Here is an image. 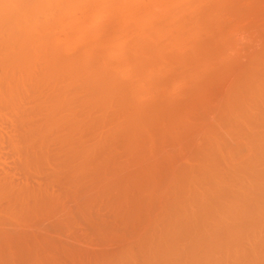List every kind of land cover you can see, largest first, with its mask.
Wrapping results in <instances>:
<instances>
[{
	"label": "bare ground",
	"instance_id": "bare-ground-1",
	"mask_svg": "<svg viewBox=\"0 0 264 264\" xmlns=\"http://www.w3.org/2000/svg\"><path fill=\"white\" fill-rule=\"evenodd\" d=\"M86 1L87 0H82V1L81 0H0V104L1 103H6L7 105L9 104V106H7V108H6V110H8V111L4 112V110H3V112H1L2 110L0 109L1 110L0 114H2V115H0V119L5 120V118H6L5 122H4V120H2V121L0 120V123L1 122L5 123V124L4 123L0 124V169H2L0 171H3V172H0L1 174L3 173V175H0V195L3 193L5 195V191H7V190H8L6 192L7 196L9 193H12V195L11 196L9 195V197H8L10 199V200H8V202H10L12 200H14L15 202L12 201V202L8 203L6 205V207L4 208L3 213L4 214L6 213L7 215L12 216L13 219H18V217L21 214H23V212L25 210L24 205L26 204L25 199L27 197L29 198L30 194L36 193L38 195V196L36 195L37 197H35V195L34 196L32 195L34 198H36V202H37V199L42 200L41 197L43 198V200H45L44 198H46V195L49 196L50 194H53L52 193L53 190L50 193V190L52 187L49 188L50 186L48 185V183L46 186H49L48 188L50 190L45 189L43 187L44 184L41 185L42 187H40V184H38V186H37L38 189H37L36 184H35V186L34 185L31 186V184H29V181H31V180L29 179V177H27L30 174L29 172H28L29 174H27V171H29V169L31 168L32 165H33L32 167L35 170L34 172L38 173L41 169L40 166H43V165H41L42 162L44 160H46L47 158L51 159V158H49L50 153H48L49 146H51L50 144H53V146H55L56 148H59L63 152V159H62L61 163L64 166L62 165L61 170L63 168H66L67 173L65 176L68 177V181H72V182L78 181V180L80 181L81 178H83L84 175H86V173H87L86 171L88 169L91 170L92 168H96L98 170L99 167L102 166V165H100L102 163L101 158H99L100 156L97 155L98 158H97V156H93V152H94V150H96L95 147L97 145H99L98 143H99V140L101 137H99L94 143L93 142L91 144L86 143L82 138L84 136V133L81 132L82 131L81 129H86L85 131L83 130L84 132H86L87 130L94 129L95 126H96L95 129L96 128L99 129L100 128V126H98L99 124L101 125V123L103 124L104 121L110 120V122L112 124L111 126L112 127L114 126L113 129H116L117 131L121 130L122 131L121 133H124V135H125L124 141H122V142H125V139H127V145L129 144V145L135 146L137 144L138 139L143 135V134H141L142 128L144 129V127L147 126L149 122L152 123V120L153 119L155 120V116H156V114L154 115V111L156 112L155 108H154L155 110H153V108L148 109L149 111L146 115L142 114L143 110L141 111L142 113H140L139 108H142L140 106H143L144 104L141 103L143 105L138 106V102L139 101L145 102V98L142 100L141 98H139L140 97L139 95L142 92V90L143 91L144 90L145 91L146 90L152 91V89H157V87L159 86L158 83H156L154 80L158 79L157 76L159 74L165 72L168 69L167 68V62H169V60H168V57L165 56V54H164L165 50L169 47H172V46L182 45V44H180L182 42V40L184 38L186 39L188 37L186 35V33L181 32V30L184 31L182 29L184 26L188 25L189 27H187V28L189 29L190 32H196L197 33L198 29H201V30L206 29L207 30V28H209L211 26L213 27V25H214L213 24V25L203 29L204 26L209 25V24L206 25V23H203V21L206 20L207 22L211 23L214 20H216L215 18H217V20H219V17H218L219 15L217 14V12L219 13V10H218L219 7L217 9V5H219V4L216 3V0H194V1H192V0H173V2L176 3L174 5L175 6L178 5L177 6L178 9H177L176 13L168 14L167 16L164 17V19L162 18L161 22L159 24H156V26L149 27V28H147V30L146 29L141 30L142 35H144V36L148 35L149 37H152L153 39L157 40V43L155 45L147 44L148 40H147V42L145 41L147 39L146 38L147 36L145 37L146 39L144 40L146 43L143 41H140L139 40L140 38L137 35V33H138L137 32L136 35L139 38L138 42L135 41V43H137L135 50H137V51L132 55L131 54L127 55L124 59H121V60L117 59L118 61H115V59H114V61H113V60H111L112 57L110 58V56H111V54L116 53L119 50V39L121 40V38H119V37L122 35V34L119 35L120 33H118L117 36L115 35L116 38L114 37L116 40L115 41L116 45L112 48H110L111 46H109V48L104 46L105 49H104V47L101 48L102 50H100V52H97L95 56L92 53V55L94 56V57H92V59L91 58L88 59V57H87V59H86V57L83 59L82 57L79 56V54H77L78 53L77 51H76L77 52L76 54L78 55L79 58L75 57L76 55L69 57L68 55H65L66 53L63 55V54H61L62 52H60L56 48L57 46L56 47H55V45L53 46L54 42L56 43V45H58L56 42L57 37L55 35H58L59 32L57 31L58 33L56 32V34H55V31H56L57 27H60V26H58L61 23L60 21L62 19V18H60V16H61V14L65 13L66 11H69V8L72 9L73 11H74L73 8H76L75 10H77V7H79V6H75V5H77L78 3H80V7L83 8L84 6H86L85 5L87 3ZM99 1H100V4L96 5L97 7H101L104 9L106 7H110V9L115 11V13L123 14V17L125 16L128 18H133V21L135 20V18L137 19L139 17V16L135 17L134 15L136 13L134 14V11H136V10L135 9H134V11L132 10L134 4L138 3L137 2L138 0H99ZM99 1H97V4ZM147 1H148V3L151 1L152 2L155 1L153 3H158V0H147ZM89 3H87V4H89ZM223 3H225V2H223ZM233 3H234V1H233ZM94 4H96V3H94ZM143 4H145V3H143ZM72 5L75 7H73ZM89 5H91V4H89ZM174 5H172V6L174 7ZM68 6H72V7H68ZM152 6H153V4H152ZM156 6H159V5H156ZM67 7H68V10H65V12H64V9H67ZM86 7H89V6H86ZM107 10H106V12H109ZM191 10L194 13V14L192 13L193 14V15H191L192 17L191 16H190V18H187L188 16L185 17V13H187L188 11L191 12ZM92 11H94L93 7H92ZM142 11H143V9H142ZM142 11H139V12H142ZM151 11L153 12V8L151 9ZM76 13H78V12H76ZM104 13H105V11H104ZM155 13L156 12H154V14ZM161 13H163V12L161 11ZM94 14L95 13L93 12V15ZM154 14H152V15H154ZM158 14H160V13H158ZM216 14L218 16H216ZM221 14H222V11H221ZM86 15H88V14L86 13ZM144 15H146V14H144ZM250 15H252V14H250ZM73 16H71V17L74 18ZM95 16H97V15H95ZM95 16H93L92 19ZM101 16H102V14H101ZM223 16H225V15H223ZM71 17H69V18H71ZM155 17H157V15H155ZM222 17L220 16V18H222ZM97 18H99V17H97ZM120 18L118 20H120ZM147 18H149V17H147ZM104 19H105V17H104ZM95 20H97V19L95 18ZM123 20H125V19H123ZM72 21H73V19H72ZM76 21H78V20H76ZM98 21H97V23H98ZM109 21L110 20L108 19V22ZM63 22H65V24H67V23H70L71 21L67 22V19H66V21L64 20ZM141 22H138L139 25ZM73 23H75V22H73ZM86 23L87 22L84 21L83 19L79 23V24H81L80 28L78 27L79 37L80 36L82 37V35L85 34V32L87 31V26L90 25V23L87 25H86ZM97 23H96V25H97ZM127 23H128V21H127ZM134 23H135V21H134ZM70 25H73V24H71V23L67 24L68 27H70ZM91 26H93V24ZM94 26H95V24H94ZM94 28L98 29L99 26L94 27ZM117 29L121 30V29H119V27ZM133 29L137 31L136 27ZM58 30H59V28H58ZM69 30H71V29H68V31ZM124 30H126V28ZM210 30H212V28ZM129 31H130V29H129ZM138 31H139V29H138ZM217 31L218 30H216V32ZM75 32L77 33V31H75ZM190 32H187V33H190ZM112 33H114V32H112ZM139 34H140V31H139ZM194 35L190 34V36H193V37H194ZM207 35H209V34H207ZM68 36L69 35H67V37ZM196 36H197V34H196ZM221 36L223 37V35H221ZM198 37H199V35H198ZM167 38H169V39H167ZM170 38L171 39L173 38V39L170 40ZM190 38H192V37H190ZM100 39L98 38V40H100ZM193 39L195 41L196 37ZM62 40H64V38H62ZM108 40H109V36H106V38L104 37L103 41L105 42L104 43L105 45H106V41L109 42ZM141 40H143V39H141ZM155 40H153V41H155ZM189 40H191V39H189ZM224 40H225V38H224ZM67 41H68V39H67ZM123 41H125V40H123ZM212 41H213V39H212ZM213 42H215V41H213ZM65 43H66V41H65ZM65 43H64V45H68ZM100 43H102V42H100ZM64 45H63V47H64ZM106 46H108V45H106ZM207 46H206V48H207ZM127 47H129V46H127ZM210 47H211V45H209V48ZM63 49H65V47ZM86 49H88V48H86ZM94 49L95 48H93L92 50L95 52ZM200 49H199V51H200ZM207 50H209V49L207 48ZM119 51H118V53H119ZM192 51H194V50H192ZM199 51H198V54H199ZM64 52H65V50H64ZM86 52L88 53V51H86ZM208 52H210V51H208ZM208 52H206V53H208ZM213 52H215V51H213ZM180 53H182V52H180ZM72 54H73V52H72ZM168 54H170V53H168ZM187 54H189V53H187ZM189 55L187 57H189ZM200 55H202V54L200 53ZM206 55L208 57V54H206ZM206 55L204 54V57ZM217 55L218 54H216V56ZM212 56H213V54H212ZM261 56H263V55H261ZM181 57H182V55H181ZM198 57H200V56H198ZM198 57H197V59H198ZM194 58L195 57H193V59ZM219 58H220V56H219ZM263 58H261V60L259 61V62H262L261 65L258 62L259 63L258 65L260 66V67L257 66L258 72L251 73L250 72L251 70L249 71L250 74L248 72H245V73H243L244 75L246 73H248L249 75H247V76L245 75L244 79L240 74V76L242 77V80L238 79L241 81L240 84L238 82H236L240 86L239 91H238V95L233 97L232 99L230 98L229 102H227L228 107H227L226 111L224 109L226 116L228 118L230 117V119H231L229 121V119H227V117H224L227 119L226 123H227V121L230 122V123H228L229 126H227V127L229 128V130H231V132L236 133L237 137H239L240 134H241L240 136H242V133H243L242 128L246 124L245 122H247V121L246 120L244 121V125L240 124L242 128L238 124L241 123L245 117L247 119V116L249 114L248 111L250 110L249 105L254 103V101H253L254 98L258 99L260 101V99L262 98V95L264 94V91H263V88H264V62L262 61ZM183 59L181 61H183ZM194 61H195V59H194ZM206 61H208L207 63H209V59L208 60L206 59ZM191 62H192V60H191ZM256 62L257 61H255V63ZM185 63H187V60ZM185 63H184V65H185ZM193 63H191V64H193ZM202 63L203 62H200V64H202ZM207 63H204L203 64L204 66L201 65L203 67L202 70H204L206 68ZM197 64L198 63L193 64V65L195 66ZM172 66H173V64H172ZM188 66H190V65H188ZM198 67L199 66L197 65V69H195V70L201 69V68L198 69ZM129 68H132L130 73H129L130 78L127 77L128 72H129L128 71ZM189 72H190V74H188ZM193 73H194L195 77H196V75H200V74H195V72H193V70H192V74ZM201 73H203V71ZM179 74H180L181 78L183 76L184 79H186V77L192 76L191 70L188 71V69L182 70ZM177 75H175V76L173 75V76L176 77ZM185 75H186V77H185ZM180 76L177 77L179 80H180ZM125 77H126V80H125ZM155 77H156V79H154ZM198 77H200V76H198ZM201 78H203V77L201 76ZM127 79H129V80H127ZM234 79H236V78H234ZM31 81L35 82V91H38L37 93H39L38 94L39 97L36 99V102H38L37 106L40 108V111L38 112L40 120H39V122L34 123V124L30 125L29 127L26 124L28 127L27 128L28 132H27V130H25L26 127H25L24 122H23V124L19 123V126L17 127V125L14 122L15 121L14 119L25 118V114H26V112H24L25 111L24 107L26 106V105H24L26 103L25 98L27 96L31 95V94L30 95L28 94L29 90H27V84ZM159 82H161V81H159ZM175 82H177V81H175ZM188 83H190V82H188ZM29 84H31V83H29ZM162 85L167 86L164 83H161L160 87ZM169 86H171V85H169ZM49 89L51 90V92L50 91H49V93L46 92V94L43 93V91H45V90L48 91ZM189 89H190V87H189ZM151 91H150V94H151ZM234 92H235V90H234ZM234 92H233V94H234ZM33 93H35V92H32V94ZM152 93H153V91H152ZM142 94L145 95L143 92H142ZM146 94H147V92H146ZM235 94H236V92H235ZM203 96H205V95H203ZM31 97L32 96H30V98L29 97H27V98H29L31 100ZM249 98L252 99L251 100V101H253L252 103H249ZM29 99H28V101H29ZM262 100L264 101V99H262ZM154 101H156V100H154ZM259 101H258V103L261 102V101L260 102ZM225 102H224V104H225ZM148 103H149V101H148ZM263 104H264V102H263ZM80 105H82L84 107L87 106L86 107L87 110H86V108L85 109L79 108L82 111L81 110H79V112L74 111V110H76L75 108H78V106H80ZM258 105L261 106L262 104L260 103ZM146 106H147V103H146ZM222 106L224 107V105H222ZM226 106L227 105H225L224 108H226ZM159 107H161V106H159ZM253 107H255V110H257V106H253ZM9 108H10V110H9ZM83 110H85V111H83ZM107 110L112 111V114L109 113V114H111L112 117L110 119L106 120L105 112H107ZM157 110H158V108H157ZM165 110L167 111L168 108H166ZM172 110H174V109H172ZM255 110L250 111V114H251V112L254 113V112L258 111V110L257 111H255ZM94 111H95V113H96V111L100 112L99 114L96 113L98 115V117H97L98 119H96V120L94 117L95 116ZM222 111H223V109H222ZM222 111L220 110V116H222V115L225 116L224 114H222V113H224ZM8 112H10V113H8ZM146 112H144V113H146ZM211 112H212V110H211ZM260 112H261V110H260ZM260 112L258 111L257 114H259ZM158 113H159V111H158ZM175 113H176V111H175ZM263 113L259 115V119L262 118L261 120H263V121H261L262 122L261 124L264 126V116H262ZM14 114L18 118H14L15 117ZM214 114H217V113H214ZM254 114H256V113H254ZM28 115H30V114H28ZM171 116L173 117L176 115H171ZM260 116H262V117L260 118ZM3 117H5V118H3ZM93 117H94V119H93ZM172 117H170V118H172ZM178 117H176V118H178ZM183 117L180 116L179 119L181 120ZM217 117L219 118V116H217ZM157 118H158V116H157ZM248 118H249V116H248ZM254 118H256L255 120H257V117H254ZM252 119H253V117L251 116V120ZM7 120L8 121L10 120L9 122H12V123L11 124L7 123L6 122ZM165 120H166V118H165ZM219 120H221V119L219 118ZM240 120H242V121H240ZM248 121H249L248 122L249 124L252 122V121H250V119ZM254 122L257 123L255 126H257V129H258V126H260L259 125L260 121L257 120V122L256 121H254ZM212 123L210 124L211 126H212ZM226 123H225V125H226ZM12 124L15 126H12ZM28 124H31V123H28ZM213 124H215V123H213ZM220 124H223L222 120H221ZM149 125H151V124H149ZM251 125H253V124H250V127H248V125H245L248 129V132H244L246 134H243L244 137L246 138V140L243 137H241L242 139H244L246 141L247 146L249 148V155H247L248 156L247 161H245L246 158H245V160L243 159L245 157V154H244L242 157L243 160L241 159L242 162H241V164H239L240 161L238 160V157L241 156L243 148H244V144H243L244 142L241 141V139H240V142H243L241 144L243 146V148H242L240 154L237 153L238 154L237 160L239 161V163L237 165L233 164L234 162L233 163L231 162V161H233V160H231V157H233V156L228 158L229 153H227L228 156L227 155L225 156L229 160H231L229 162V164H231L230 165L231 168L228 169L229 166L228 167L226 166L228 171L226 169H223V170L220 169L222 166L220 167L219 165L216 164V161H219L220 159L219 160L215 159L216 161H214V158H211L212 156L217 155L218 152H217V154H214V155L212 154L211 157H209L210 155H207L208 153L205 152V154L208 157L207 158L205 157L206 158L205 162L202 161V163L204 162L203 163L204 165H202L203 169L201 167V169L203 171L200 170L202 172L197 171V170H193V168H192L191 171L189 170L186 173H184L185 172V170H184L183 174H181V175L179 174L180 177H178V179L176 176L177 174L175 175L176 180H175V182H173L175 184H172V185H174V186H172L173 188H169L172 190V191L170 190L172 192V193H170V194H172L170 196L171 200H169V202H170V203H168L169 206L167 205L168 206L167 211L164 209L166 212H165V214H163V216H162L163 218L161 219L162 220V222H161L162 226H160V227H162V228H161V233L159 232L160 236L158 238L152 239L151 237L154 235V233H153L152 236L150 235L151 237L148 236L151 239L147 238L148 240L146 239V241H144V242H142L140 240L141 241L140 247H138V249L140 248L139 252H138L139 255L136 253V256L138 255V257H137V259H136V257L134 258V259H136L135 264H259L260 263V260H261L260 258H262V257L264 258V256H262L264 254V252H263V254H261L263 250L260 251L261 253H259V250H256V249H255V251H249L246 249V248L251 247V245L257 246V240H258V234H259L258 231H259V228L262 226V224L264 225V134H263L264 129H261L259 127V129L257 130L255 126L251 127ZM214 126H216V125H214ZM101 127H103V126H101ZM109 128H110V126H109ZM21 129H23V131H21ZM218 129H220V128H218ZM223 129H224V126H223ZM206 130H205V132H206ZM226 130H227V128H226ZM260 130H262V131H260ZM99 131L100 130H98V132H95V130H94V133L98 134ZM211 131H212V129H211ZM223 131H225V130H223ZM20 132H21V134H20ZM219 132H222V131L220 130ZM226 132H228V130ZM118 133H120V132H118ZM99 134L101 136V134H103V133L101 132ZM120 134H118V135H120ZM228 134L230 136L231 133H228ZM237 134H239V135H237ZM86 135H89V134H86ZM110 135H111V133H110ZM20 136H22V137H20ZM107 136L110 139V136L109 135H107ZM114 136L119 137L116 135H114ZM223 136H225V135H223V133H222V135L219 136V139L223 138ZM29 137H33V138L36 137L37 142L35 141V143H33L34 146H33V144L30 146H25V138L27 140ZM105 137H106V135H105ZM212 137H214V138H212ZM212 137H210V138H212L211 140L216 139L214 135H212ZM224 138H223V140H224ZM232 138H234V137H232ZM145 139H147V138H145ZM227 139H229V138L226 137L225 140H227ZM221 140H220V142H222ZM225 140L223 142H225V143L229 142V141H225ZM112 141H113V137L111 139V142ZM117 141L119 142V140H117ZM117 141H115V142H117ZM140 141H142V140H140ZM143 142L145 144V142H147V141L144 140ZM143 142H140V143L142 144ZM236 142L238 143V141H236ZM112 143H114V142H112ZM215 143H216V141H215ZM213 144H214V142H213ZM235 144L236 143H234V145H232V146H236ZM118 145H116V147ZM238 145L241 147L240 143ZM102 146H103V144H102ZM224 146H225L224 147L225 149L226 148L228 149L229 145L226 144ZM239 146H237V147L239 148ZM122 147H123V145H122ZM131 147L129 146V148H131ZM135 147H132L133 149L132 148L131 149L133 151L135 149L134 152L136 153L137 152L136 149H139V148H135ZM146 147L147 146H145L144 148H146ZM213 147H215V144ZM222 147H223V145L219 147V149H220L219 153L221 152V149H223ZM127 148H128V146H127ZM207 148H208V146H207ZM5 149H10V151H12V152H9V150H8V152H9L8 153L7 151H4ZM59 149H58V151H59ZM131 149H129V150H131ZM204 149H202L201 151H203ZM210 149H212V148H210ZM230 150H231V148H230ZM109 151H112V150H110V148H109ZM212 151H214V150H212ZM216 151H218V149ZM233 151H234V149H233ZM141 152H142V150H141ZM223 152H228V150L223 151ZM46 153L49 157L47 155H45ZM245 153L248 154V151H246ZM9 154H12V155H9ZM231 154H233V153H231ZM94 155H96V154H94ZM42 156H45V158ZM104 156H106V155H104ZM141 156H142V153H141ZM95 157L97 159H100V161H99V162H101V163H99L100 166L96 164L97 159H95ZM127 157H129V156H126V158ZM217 157H219V156H217ZM9 159L12 161H10ZM41 159H42V161H39ZM57 159H58V157L56 158V160ZM110 159L107 161H110ZM202 159H203V157H202ZM105 160L103 159L102 161L106 164ZM224 160L222 162H224ZM49 161L50 160H47V162L50 164L49 165L50 167H48V168L51 169L52 164ZM47 162H46V164H47ZM110 162H112V161H110ZM220 162H221V160H220ZM237 162H235V163H237ZM56 163H57V161H56ZM127 163L125 161V164H127ZM43 164H45V163H43ZM53 164H55V163H53ZM223 164L229 165L227 162L226 163L224 162ZM57 165L60 166L59 164H57ZM192 165H193V163H192ZM199 165L201 166V164H199ZM216 165L219 167L220 170L225 171V172L227 171V173L225 174V172H223L224 176L222 175V173L220 175L219 173L222 171L219 172L218 169H216L217 168ZM105 166H107V165H105ZM45 167H47V166H45ZM54 167H53V169H54ZM224 167H225V165H224ZM33 168H31V169H33ZM43 168H44V166H43ZM128 168L129 167H127L126 169H128ZM138 168H139V166H138ZM10 169H11V171H12V169L14 171L17 169L18 171H16V172L18 174L22 173L20 176H17L18 178L20 177L18 179L19 181L17 180V182L16 181L13 182L14 180L13 181L11 180V178H12L11 176H13V175H11ZM58 169H60V168L58 167ZM93 171H94V169H93ZM13 172H12V174H13ZM55 172H57V171H55ZM128 172H130V170ZM97 173H99V172H97ZM38 174H40V173H38ZM9 175H11L10 179H9ZM25 175H27V176H25ZM46 175H48V174H46ZM112 178H114V176ZM117 178H120V175ZM117 178H115V179H117ZM40 179H39V181H40ZM42 179H41V182H42ZM47 179H50V176ZM105 179H106V177H105ZM105 179L102 178L101 180L104 181ZM120 179H122V178H120ZM169 180H171V179H169ZM87 181H88V179H87ZM87 181L85 183H87ZM153 181H155V180L153 179ZM108 182H111V181H108ZM33 183L34 182H32V184ZM90 183L92 184V181ZM90 183H89V186H91ZM96 183H98V182H96ZM103 183L104 182L98 183V185L102 184V187L106 188V186H103L104 185ZM28 184H29V186H28ZM68 184H69V182H68ZM105 184H106V182H105ZM113 184L115 186V185H118L119 183H113ZM151 184H153V183H151ZM221 184L223 186H221ZM26 185H27V189L25 188ZM95 185L98 186L97 184H94V186H91L92 188L90 187L94 191H96V188H93V187H95ZM23 186H25L24 190H23ZM33 186L36 187V189L33 188ZM51 186H53V185H51ZM71 186H70V188H71ZM30 187H32L33 191L31 189H29ZM107 187L110 190V188L113 186L108 185ZM18 188L19 189L22 188V189L19 191ZM78 188H80V187H78ZM120 188H122V187H120ZM13 189H15V191ZM82 189L85 190V186ZM82 189H80V190H82ZM9 190H11V191H9ZM29 190H31L33 193H31ZM100 190H103V189H100ZM100 190H99V192H100ZM104 190H106V189H104ZM17 191H19V192H17ZM21 191H22V193H21ZM25 191H27V192H25ZM47 191H49L50 194H48ZM106 191H108V190H106ZM15 192H16V194H15ZM24 193H25V196H24ZM58 193L59 192L56 193L57 196H58ZM97 193H98V189H97ZM163 193H164V191H163ZM26 194L28 196H26ZM39 194H40V197H39ZM109 194H111V192ZM13 195H14V197L10 198ZM98 195H100V194H98ZM94 196H93V198H94ZM17 197L19 200L16 199ZM57 198H56V201H59V199H57ZM98 198L100 199V197H98ZM112 198H113V196H112ZM20 199L21 200L24 199V200L20 202ZM51 199H52V197H51ZM53 199L55 200V196ZM53 199H52V201H53ZM40 200H38V204L35 203L34 206L36 204L38 206H41L43 203H46V202L40 201ZM47 200H45V201H47ZM94 200L96 201V198ZM26 201L29 202V200H26ZM113 201H114V199H113ZM137 201H139V200H137ZM22 202L24 205L22 204ZM41 202H42V204H41ZM49 202H51V200ZM2 203H1V205H2ZM15 203L18 206V208L15 205ZM19 203L21 205H19ZM55 203H58V202H55ZM114 203H116V201ZM51 204H53V203L51 202ZM1 205H0V207H1ZM53 205H57V204H53ZM78 205L79 204H77V206ZM19 206H22V207H19ZM42 206H41V209H42ZM44 206H45V204H44ZM147 206H148V204H147ZM133 210L135 212V209H133ZM25 211H27V210H25ZM90 212H91V210H90ZM50 213H51V211H50ZM4 214H0V215L2 216ZM46 214H48V212ZM21 217H23V216L21 215ZM7 218H9V217H7ZM91 218H93V217L91 216ZM258 218L259 219L261 218V219L259 220ZM10 219H11V217H10ZM28 220H29V218H28ZM0 221H1V219H0ZM4 221L6 222V220H4ZM14 221H16V220H14ZM19 221L20 220L18 219V222ZM136 221H138V220H136ZM259 221H261V222H259ZM7 222L9 223V221H7ZM2 223L3 222L1 221L0 225L2 227H3V225H7V224H4V223L2 224ZM11 223H13V222H11ZM159 223H157V224H159ZM24 224H26V222H24ZM42 224H44V223H42ZM27 225H29V224H27ZM31 225H30V227H31ZM9 227H12V226H9ZM14 227L16 229H18L15 225H14ZM24 227H26V226H24ZM262 227L264 228V226H262ZM4 228H6V227H4ZM141 229H143V228H141ZM149 229H150V227H149ZM5 230L7 231V229H4V231ZM19 230H21V228ZM15 233H17V232H15ZM5 234H6V232H5ZM263 234H264V232H262V235ZM260 235H261V233H260ZM21 236H20V238H22V242H23L24 236H22V237ZM7 237H5L6 241L11 238V236H10V238H7ZM263 238H264V235L262 237V240H263ZM16 239H19V238H16ZM19 240H21V239H19ZM26 240H28V239H26ZM142 240H145V239L143 238ZM10 241L11 240H9L7 242H10ZM13 242H15V241H13ZM16 242H15V244H16ZM11 243H10V245L8 243V247L13 246L12 247L13 249L14 248H15V250L18 249L17 244L14 245V243H12V244ZM19 244H21V243H18V245ZM26 244H27V242H26ZM24 245H25V242H24ZM246 245L249 247H247ZM14 246H16V247H14ZM21 246H22V244H21ZM37 247H38V245H37ZM19 248L23 249V246L19 247ZM3 249H5V248H3ZM23 250H25V248ZM0 252H2L1 249H0ZM20 253H21V251H20ZM30 253H31V251H30ZM257 253H259L261 256H259V254H257ZM1 254L2 253H0V255ZM114 254H116V253H114ZM130 254L131 253H129V252L128 253L124 252L122 254L119 253V256H118V253H117L116 256H118V257L113 256L112 258L115 257V259H117L119 261V263H121V264L129 263L128 261L130 259V260H132L131 263L134 264L133 259H131L132 256H130ZM2 256H0V258ZM257 256L259 258H257ZM26 258L28 259L29 257H26ZM4 259H5V257H4ZM12 259H14V258H12ZM23 259H25V256ZM100 259H99V261H100ZM109 259H111V257H109ZM257 261H259V263ZM112 262H115V261L112 260ZM1 263H4L3 260L1 261ZM262 264H264L263 261H262Z\"/></svg>",
	"mask_w": 264,
	"mask_h": 264
},
{
	"label": "rangeland",
	"instance_id": "rangeland-1",
	"mask_svg": "<svg viewBox=\"0 0 264 264\" xmlns=\"http://www.w3.org/2000/svg\"><path fill=\"white\" fill-rule=\"evenodd\" d=\"M97 1H99V0H95V1L94 0H87L86 2L87 3L90 2L89 4H91V5H89V4H87L85 2L86 3L85 5L89 6V7L84 6L83 8H81L80 7V3H78L77 5H75V6H79V7H77V10H75L76 8H73L74 9V11H73L72 9L69 8L70 12L69 11L65 12V10H68V7H72L73 5L72 6H68L67 9H64L65 13L61 14L62 17L60 16V18H62V19L64 18V19L63 20L61 19V21H60L61 23L58 25L60 27H57V29L55 31V34H56L57 31L59 32V33L57 32L58 35H55L57 37V41L56 42H57L58 45H56L55 42L53 43V46L54 45H55V47L57 46L56 48L60 52H62L61 54L64 55L66 53L65 55H68L69 57L73 56V55L74 56L76 55L75 57H77V58H79L78 55H77V54H79V56L82 57L83 59L85 57H86V59H87V57H88V59L89 58L92 59V57H94L97 52H100V50H102L101 48H103L104 46L107 47V48H109V46H111L110 48L114 47L116 45V42H115L116 41L115 40L116 37H115V35L117 36V34L120 33L119 35L122 34L119 37V38H121V40L119 39V50L120 51L118 50L119 53L117 51L116 52L117 54L116 53L111 54L110 58L112 57L111 60H113V61H114V59H115V61L124 59L127 55H129V54L132 55V54H134L137 51V50H135L136 49L135 47L137 46L136 45L137 43H135V41L138 42L139 38H140L139 40L143 41V42H145V41L147 42V40H148L147 44H149V45L150 44L151 45H155L157 43V40L153 39L152 37H149L148 35H146L147 37L142 35L141 30L142 29H146L147 30V28H149V27L156 26V24H159L161 22L162 18L164 19V17L167 16L168 14H170V13L171 14L176 13L177 9H178V7H177L178 5L175 6L174 4H176V3H174L173 0H170V1L169 0H164V1L163 0L162 1L158 0V3H153L155 1H153V2L151 1V2L148 3L147 0H141V1L138 0L137 1L138 3L134 4L132 10L134 11V9H135L136 11H134V14L135 13L136 14L134 16L135 17L139 16L140 18L139 17H138L139 19L135 18V20H134L135 23H134L133 18H128V17H125V16L123 17V14L115 13V11L111 10L110 7H106L105 9L101 8V7H97L96 5L100 4V1L98 2V4H97ZM192 1H194V0H192ZM233 1H234V3H233ZM142 2L145 3V4H143ZM223 2H225V3H223ZM94 3H96V4H94ZM216 3L219 4V5H217V9L219 7V9H218L219 13L217 12V14L219 16L216 14V16L219 17V20H217V18H215L216 20H214L211 23L207 22L206 20H205L206 22L203 21V23H206V25L209 24L208 26H204L203 29L207 28V27H209V26H211L213 24L214 25H213V27L211 26V27L207 28V30L206 29H204V30L198 29L197 33L196 32H190L189 29L187 28V27H189L188 25L184 26L183 28L181 27L184 30V31L181 30V32L186 33V35L188 37L186 39L184 38L182 40V42L180 43L182 45L172 46V47H169V48H167L165 50L164 54H165V56L168 57V60H169V62H167V68L168 69L165 72L159 74L160 76L159 75L157 76V78L159 80L156 79V77L154 78V79H156L154 81L156 83H158V85H159L158 87L159 88L157 87V89H152L153 93H152L151 90H146V91L142 90V92L145 95H143L142 92L140 93V95H139L140 97L139 98H141L142 100L145 98V102L144 101L143 102H141V101L138 102V106L144 104L143 106H140L142 108H139L140 109L139 110L140 113H142L141 111L143 110L142 114L146 115L148 113V111H149L148 109H150V108H153V110L156 109L157 113L154 111V115L156 114V116H155V120L154 119L152 120L153 124L149 122L148 125L144 127V129L142 128V132L140 131L141 134H143L142 135L143 137L141 136L138 139L137 144L135 145L136 147L132 146V145H129V144L127 145V139H125V142H122V141H124V136L125 135H124V133H121L122 132L121 130L117 131L116 129H113L114 126L112 127L111 126L112 124H111L110 120H107V119H110L112 117L111 116L112 111L107 110V112H105V114H106L105 118H106L107 121H104L105 123L103 122V124L101 123V125L99 124L98 125V126H100L99 129L98 128L95 129V127H96L95 126L94 129L87 130L88 131V132L86 131L87 133L84 132L86 129H81L82 130L81 132L84 133V136L82 138H83V140L86 143H90L91 144L92 142L94 143L99 137L102 138V139L100 138L99 143H98L99 145H97L98 147L97 146L95 147L96 150H94V152H93V156H97V155L100 156L99 158H101V162L103 163L102 164L101 162H99L100 159H97L98 156H97V158L95 157V159H97L96 160L97 161L96 164L99 165V163H101L100 165H102V166L99 165L100 167H99L98 170L96 168H92V169L90 168L92 171L88 169L86 171L87 172L86 175H84V177L81 178L80 181L79 180L78 181H74V182L68 181V177L65 176L66 173H67L66 172V168H63L61 170L62 165H63L61 163V161L63 159V152L59 148H56L55 146H53V144L49 143L51 145V146H49V149H48L49 150L48 153H50V155H49L50 157L47 155V153L45 155H47L49 158H51V159L53 158V159L51 160V159L47 158L46 160H44L45 162L43 161L42 164L40 163L41 165L44 166V168H43V166H40L41 169L38 172L40 174L34 172L35 170L32 167L33 166L32 165L31 168H33V169L30 168L29 171H27V174L30 173L31 175L30 174L28 176L25 175V176L29 177V179L31 180V181H29V184H31V186L32 185L35 186V184H36V187H37L38 184H40V187H42L41 185L44 184L43 187L45 189H48V190H50L49 188L52 187L51 190H50V193L53 190V192H52L53 194H50L49 191H47V193L50 194L51 196L49 195L50 196L49 197L48 195H46V198H44L45 200H47L48 198L49 199L47 201H45L41 197L42 200L37 199V202H36V198H34L33 196L35 195V197H37L38 195L36 193L35 194H30L28 192L31 196L32 195L33 196L31 197L29 195V198L28 197L26 199L24 198L26 204L24 205L23 202H22V204L25 206V210H27V211L24 210L23 214L24 213L25 214L24 215L21 214L23 217H21V215L18 217V219L20 220L18 222V219H13L12 216L7 215L6 213L5 214L3 213L4 212V208L6 207V205L8 203L14 201V200L11 199L12 201L8 202V200H10L8 197H9V195L11 196L12 193H9L8 196H7V194H6V192L8 191L7 190V191H5V195H4V193L0 195V198H1L0 199V205L3 202L1 207H0V214H4L2 216L0 215V219H1V221L4 224H7V225H3V227L0 225L2 227V228L0 227V237L1 236L3 237V238L2 237L0 238V249L2 250V252H0V253H2L0 256L3 255L2 256L3 258L1 257L0 260L1 261L3 260V262H4V263H1V261H0V264H23V263L24 264H98V263L99 264H101V263L102 264H104V263L105 264H109V263L110 264H121V263H119V261L117 259H115V257L114 258H112V257L116 256L117 253H118V256H119V253L122 254L124 252L131 253L130 254V256H132L131 259H133V262L135 264V260L137 259L138 255H139L138 252H139L140 248L138 249V247H140L141 241L142 242L146 241V239L151 237L153 235V233H154V235L151 237L152 239L158 238L160 236L161 228H162V227H160V226H162V224H161L162 220L161 219L163 218L162 217L163 214H165V212L168 209V206H169L168 203H170L169 200H171L170 196L172 195V194H170V193H172L171 192L172 190L169 189V188H173L172 186H174V185H172V184H175L173 182H175V180H176L175 177L176 176H177V179H178V177H180L179 174L180 175L183 174L184 170H185L184 173H186L189 170L191 171L192 168H193V170H197V171L202 170L203 169L202 165H204L203 163L206 161V158L208 157L207 155H210L209 157H211L212 154L213 155L217 154V152H218V154L215 155V156H212L211 158H214V161L219 160V159L221 160V162H220V160L216 161V164L219 165L220 167L222 166L220 168L222 170L223 169L227 170L228 166H229L228 169L231 168L230 167L231 164H229V162L231 160H233L231 162L232 163L234 162L233 164H236V165L239 163V161H240L239 164H241L242 160L243 159L245 160V158H246L245 161H247V158H248L247 155H249V148H248L247 143L245 141L246 138L244 137L243 134H246L244 132H248V129H247V127L245 125H248V127H250V124H253V125H251V127L252 126L254 127L257 124L254 121L257 122V120H258V121H260V124H259L260 126H258V129H259V127L261 129H264V126L261 124L262 123L261 121H263V120H261L262 119L261 117L264 116V113H263L264 112V104H263L264 101L262 100V99H264V96H263L264 94L262 95V98L260 99L261 102L258 99H255V98L253 99L255 104L252 103L253 102V101H251L252 99L249 98V103H252L253 105L252 104L249 105V109L250 110L248 111V113L250 114V111L255 110V107H253V106H257V110L259 112L261 110V112L259 114H257L258 111L255 110V111H257V112H254L256 114L251 112L250 115L248 114L249 118L247 116V119L245 117L243 119V121L240 120V121H242L241 123L238 124L240 127H241V125H244V121L245 120L247 121V122H245L246 124L243 126V128L241 127L242 128V132H243L242 136H240L241 134L240 135L237 134V135H239V137H237L236 133H233V132H231V130H229V128L227 126H229L228 123H230L229 121L231 119H230V117L228 118L226 116L225 111H226V109L228 107L227 102H229L230 98L232 99L233 97L238 95V91H239V87H240L239 84L241 82L240 80H242V77L244 79L245 75L246 76L249 75L250 74L249 73L250 70H251L250 71L251 73L258 72V67H260L258 64L260 63V65H261V63H262V62H259V61L261 60V58L264 57V49H263L264 48V0H218V1L216 0ZM152 4H153L154 7L152 6ZM156 5H159V6H156ZM172 5H174V7ZM75 6H73V7H75ZM92 7L94 8V11H92ZM141 8L143 9V11H142ZM150 8L151 9L153 8V12L151 11ZM106 10L109 11V12H106ZM75 11L78 12V13H76ZM104 11H105V13H104ZM139 11H142V12H139ZM161 11L163 13H161ZM221 11H222V14H221ZM93 12L95 13L94 15H93ZM154 12H156V13L154 14ZM86 13L88 15H86ZM100 13L102 14V16H101ZM158 13H160V14H158ZM192 13H193L192 10H191V12L188 11L187 13H185V17L188 16L187 18H190V16L194 14V13L193 14ZM144 14H146V15H144ZM152 14H154V15H152ZM250 14H252V15H250ZM95 15H97V16H95ZM155 15H157V17H155ZM223 15H225V16H223ZM71 16H73L74 18H72ZM93 16H95V17L92 19ZM220 16L221 17L223 16V17L220 18ZM69 17H71V18H69ZM97 17H99V18H97ZM104 17H105V19H104ZM147 17H149V18H147ZM95 18L97 20H95ZM119 18H120V20H118ZM66 19H67V22L71 21L70 23L73 24V25H70V27H68L67 24H70V23L65 24V22H63L64 20L66 21ZM72 19H73V21H72ZM82 19L87 22L86 25L89 24V23H90V25L87 26V31L85 32V34H83L82 37L81 36L79 37V29H78V27L80 28L81 24H79V23L81 22ZM108 19L110 20L109 22H108ZM121 19L122 20L125 19V20L122 21ZM76 20H78V21H76ZM97 21H98V23H97ZM127 21H128V23H127ZM137 21L138 22L142 21V22L139 25V23ZM73 22H75V23H73ZM96 23H97V25L99 26L100 29L99 28L98 29L94 28V27H98L96 25ZM92 24H93V26H91ZM94 24H95V26H94ZM134 26L136 27L137 31L133 29V28H135ZM118 27H119V29H121L122 27L123 28L121 30H118L117 29ZM58 28H59V30H58ZM67 28L71 29L72 31L71 30L68 31ZM125 28H126L127 31L124 30ZM128 28L130 29V31H129ZM211 28H212V30H210ZM138 29L140 31V34H139ZM216 30H218V31L216 32ZM75 31H77V33ZM111 31L114 32V33H112ZM186 31L190 32V33H187ZM136 33L139 36V38L136 35ZM190 34H193V35L195 34V35L193 37V36H190ZM196 34H197V36H196ZM207 34H209L210 36L207 35ZM67 35H69V36L67 37ZM198 35H199V37H198ZM221 35H223V37ZM106 36H109V40H108L109 42L106 41V45H108V46H106L104 44L105 42L103 41L104 37L106 38ZM190 37H192V38H190ZM195 37H196V39L194 41L193 38H195ZM62 38H64V40H62ZM98 38L99 39L101 38L100 39L101 41L98 40ZM224 38H225V40H224ZM67 39H68V41L69 40L70 41L68 42ZM141 39H143V40H141ZM167 39H169V38H167ZM172 39L170 38V40H172ZM189 39H191V40H189ZM212 39L215 42H213ZM123 40H125V41H123ZM153 40H155V41H153ZM65 41H66V43H65ZM100 42H102V43H100ZM64 43L68 44V45H64ZM63 45H64L65 49H63L64 48ZM209 45H211L210 48H209ZM127 46H129V47H127ZM206 46H207V48L209 50H207ZM105 47H104V49H105ZM86 48H88V49H86ZM91 48L92 49L95 48L94 49L95 52ZM199 49H200V51H199ZM64 50H65V52H64ZM85 50L88 51V53ZM192 50H194V51H192ZM198 51H199V54H198ZM208 51H210V52H208ZM213 51H215V52H213ZM72 52H73V54H72ZM180 52H182V53H180ZM206 52H208V53H206ZM92 53H93L94 56L92 55ZM168 53H170V54H168ZM187 53H189L190 55L187 54ZM200 53L202 55H200ZM203 53L205 55L208 54L209 58L207 57V55L204 57ZM215 53L218 54V55L216 56ZM212 54H213V56H212ZM260 54L263 55V56H261ZM181 55H182V57H181ZM188 55H189V57H187ZM197 55L200 56L201 58L198 57ZM219 56H220V58H219ZM193 57H195L194 58L195 61H194ZM197 57H198V59H197ZM182 59H183V61H181ZM206 59L207 60L209 59V63H207L208 61H206ZM186 60H187V63H185ZM191 60H192V62H191ZM255 61H257L256 62L257 64L255 63ZM262 61L264 62V58L262 59ZM190 62L191 63L194 62L193 64L198 63L197 64L199 66L198 69H200V68L201 69L200 70H195V69H197V65H195L196 66L195 67ZM200 62H203V63L200 64ZM184 63H185V65H184ZM204 63H207L206 64V68H205L206 70L205 69L202 70L203 67L201 65H203ZM172 64H173V66H172ZM188 65H190V66H188ZM184 68L188 69V71L191 70V75L193 77L192 76L186 77V75H185L186 79H184L183 76L181 78L179 73L182 70H185ZM131 69L132 68L128 69L129 72H128V76L127 77H129V78H130V74L129 73H130ZM192 70H193V72H195V74H200V75H196V77H195L194 73L192 74ZM202 71H203L204 74L201 73ZM245 72H248L249 74L246 73L244 75L243 73H245ZM188 74H190V72ZM240 74H241L242 77L240 76ZM173 75L174 76L177 75V76L174 77ZM179 76H180V80L177 78ZM198 76H200V77H198ZM201 76L203 78H201ZM234 78H236V79H234ZM238 79H240V80H238ZM125 80H126V77H125ZM127 80H129V79H127ZM174 80L177 81V82H175ZM159 81H161V82H159ZM171 81L172 82L174 81V82L172 83ZM188 82H190V83H188ZM236 82H238L239 84H237ZM29 83H31V84H29ZM29 83L27 84V90H29L28 94L29 95L31 94L30 96H32V97L34 96V97L33 98L31 97V100L29 99L30 96H27L29 98H27V97L25 98V102L26 103L24 105H26V106L25 107L23 106L25 108L24 112H26L25 118H23V119L22 118L14 119L15 120L14 122L17 125V127L19 126V123L23 124V122H24L25 127H26L25 130H27V128L30 125H32L34 123H37L40 120L39 114H38V112L40 111V108L37 106L38 102H36V99L39 97L38 96L39 93H37L38 91H35V82L31 81ZM161 83H164L167 86L162 85L160 87ZM169 85H171V86H169ZM188 86L190 87V89H189ZM234 90H235L236 94H235ZM31 91L35 92V93L32 94ZM49 91L51 92V90L49 89L48 91L47 90L43 91V93L46 94V92L49 93ZM150 91H151V94H150ZM190 91L191 92L193 91V92L191 93ZM263 91H264V88H263ZM146 92H147V94H146ZM233 92H234V94H233ZM203 95H205V96H203ZM28 99H29V101H28ZM154 100H156V101H154ZM148 101H149V103H148ZM258 101L262 104L261 106L258 105V104H260V103H258ZM224 102H225V104H224ZM141 103H143V104H141ZM146 103H147V106H146ZM222 105H224V107H225V105H227V106H226V108H224ZM7 106H9V104L7 105L6 103H1L0 104V109L2 111L1 110L0 111L1 112H3V110H4V112L8 111V110H6ZM159 106H161V107H159ZM86 107L80 105V106H78V108H75L76 110H74V111L79 112V110L85 109ZM79 108H81V109H79ZM157 108H158V110H157ZM164 108L165 109L168 108L169 111L168 110L166 111ZM172 109H174V110H172ZM222 109H223V111H222ZM224 109H225V111H224ZM9 110H10V108H9ZM86 110H87V108H86ZM211 110H212V112H211ZM220 110L222 112H224V113H222V112L221 113L224 114L225 116H223L222 114L221 115L223 117L220 116ZM83 111H85V110H83ZM158 111H159V113H158ZM175 111H176V113H175ZM144 112H146V113H144ZM8 113H10V112H8ZM96 113L99 114L100 112L96 111ZM96 113L94 111V115L95 116L94 115L93 116L95 117V120L98 119L97 118L98 115ZM109 113H111V114H109ZM214 113H217V114H214ZM262 113H263V115L260 116L261 119H259V115L262 114ZM28 114H30L31 116L28 115ZM0 115H2V114H0ZM168 115L170 117H172L171 115H176V116H173L172 118H170ZM14 116H15L14 118H18V117H16L15 114H14ZM157 116H158V118H157ZM180 116H182V117L184 116V117L180 120L179 119ZM217 116H219V118L222 120L223 124H220L221 120H219V118ZM251 116L254 119V120L252 119L253 121L251 120ZM94 117H93V119H94ZM176 117H178V118H176ZM224 117H227V119H229V121H227V123H226L227 119L224 118ZM254 117H257V120H255L256 118H254ZM3 118H5V117H3ZM165 118H166V120H165ZM249 119H250V121H252L250 124L248 123ZM2 120H4V119H2ZM5 120H6V118H5ZM5 120H4V122H5ZM9 121L7 120L6 122L11 124L12 122H9ZM223 121L226 123V125H225V123ZM4 122H1V123L3 124ZM212 122L215 123V124H213ZM28 123H31V124H28ZM211 123H212V126L210 125ZM26 124L28 125V127H27ZM149 124H151V125H149ZM214 125H216V126H214ZM12 126H15V125L12 124ZM101 126H103L104 128L101 127ZM109 126H110V128H109ZM223 126H224V129H223ZM255 127L257 129V126H255ZM218 128H220V129H218ZM226 128H227L228 132H226L227 131ZM211 129H212V131H211ZM94 130H95V132H98V130H100L103 134H101V136H100V134H99V133H101L100 131H99L98 134L97 133L95 134ZM205 130H206V132H205ZM220 130L222 132H219ZM223 130H225V131H223ZM21 131H23V129H21ZM90 131L91 132L93 131V132L91 133ZM260 131H262V130H260ZM27 132H28V130H27ZM118 132H120L121 134L118 133ZM85 133L89 134V135H86ZM110 133H111V135H110ZM222 133H223V135H225V136H223V138L225 137L224 140L227 137L229 139H227L225 141H229V142L225 143V142H223L224 141L223 138H221L222 140L219 139V136H221ZM228 133H231L230 136H229ZM20 134H21V132H20ZM118 134H120V135H118ZM105 135H106V137H105ZM107 135L110 136V139H109V137ZM114 135L119 136L120 138L119 137H115ZM212 135H214L215 138H216L215 140L213 139L214 141L211 140L212 138H214V137H212ZM20 137H22V136H20ZM112 137H113V141L112 142H114V143L111 142ZM210 137H212V138H210ZM232 137H234V138H232ZM241 137H243L245 140L242 139ZM145 138H147V139H145ZM240 139L244 143L240 142ZM117 140H119V142ZM140 140H142V141H140ZM144 140L147 141V142H145L146 145L143 142ZM220 140L224 144L222 142H220ZM35 141L37 142L36 137H34V138L33 137H29L27 140L25 138V146H30L33 143H35ZM115 141H117V142H115ZM215 141H216V143H215ZM236 141H238V143ZM140 142H143V143L141 144ZM207 142L208 143L210 142V143L208 144ZM213 142L215 144V147H213L214 146ZM234 143H236L235 144L236 146H232V145H234ZM239 143H240V145L243 143L244 144V148H243L242 145L240 147L238 145ZM102 144H103V146H102ZM226 144L229 145L228 149L224 148L225 147L224 145H226ZM116 145H118V146L116 147ZM122 145H123V147H122ZM222 145H223V147H222L223 149H221L222 153L221 152L219 153V151H220L219 147L222 146ZM33 146H34V144H33ZM127 146H128V148H127ZM129 146L130 147L132 146V147H135V148H139V149H136V151H137L136 153L137 154L134 152L135 149L133 151L132 150L133 148L131 147L132 148L131 149V148H129ZM145 146H147V147L144 148ZM207 146H208V148L210 147L212 149H210V148L208 149ZM237 146H239V148ZM229 147L231 148V150H230ZM109 148L112 151H109ZM242 148H243L242 154H241V156L239 155L241 158L238 157V160H239L238 161L237 160V156H238V154H240ZM58 149H59L60 152L58 151ZM129 149H131V150H129ZM202 149H204V150L201 151ZM217 149H218V151H216ZM233 149H234V151H233ZM8 150H9V152H12V151H10V149H5L4 151L8 152ZM141 150H142V152H141ZM212 150H214V151H212ZM227 150H228V152H223V151H227ZM245 150L248 151V154L245 153L246 152ZM229 151L230 152L232 151L231 153H233V154H231ZM205 152H207L208 154L206 155ZM141 153H142V156H141ZM227 153H229V156H228ZM94 154H96V155H94ZM244 154H245V157L242 159ZM9 155H12V154H9ZM104 155H106V156H104ZM226 155L228 156V158L231 157V156H233V157H231V160H229L227 157H225ZM126 156H129V157L126 158ZM201 156L203 157V159H202ZM217 156H219V157H217ZM42 157L45 158V156H42ZM57 157H58V159L56 160ZM102 158L104 160L106 159L105 160L106 164L102 161L103 160ZM109 159L112 162L107 161ZM47 160H50L49 162L52 164L51 165V167H52L51 169L48 168V167H50L49 166L50 164L47 162ZM223 160H224L225 163L227 162L229 165L223 164L224 163V162H222ZM10 161H12V160H10ZM39 161H42V159L39 160ZM56 161H57V163H56ZM125 161H126V163L127 162L128 163L125 164ZM202 161H204V162L202 163ZM46 162H47V164H46ZM235 162H237V163H235ZM43 163H45L46 165L43 164ZM53 163H55V164H53ZM192 163H193V165H192ZM57 164H59L60 166H58ZM199 164H201V166ZM105 165H107V166H105ZM217 165H216V167H217L216 169H218L219 172L222 171V170L219 169V167ZM224 165H225V167H224ZM45 166H47V167H45ZM138 166H139V168H138ZM53 167H54V169H53ZM58 167L60 169H58ZM127 167H129L128 169L130 170V172H128L129 170L126 169ZM201 167H202V169H201ZM93 169H94V171H93ZM0 170H2V169H0ZM10 171H11V169H10ZM13 171L14 170L12 169L11 175H13V176L9 175V179L12 177L11 180L12 181L14 180L13 182H15V181L17 182V180L20 178V177L18 178L17 176H20L22 173L18 174L16 172V171H18L17 169L14 172ZM55 171H57V172L59 171V172L57 173ZM202 171H200V172H202ZM227 171L226 172L222 171V172H220V173L218 172V173L220 175L222 173V175L224 176L223 172H225V174H226ZM0 172H3V171H0ZM12 172H13V174H12ZM97 172H99V173H97ZM46 174H48V175H46ZM0 175H3V173L2 174L0 173ZM112 175L114 176V178H112L113 177ZM119 175H120V178H122L123 180L120 179V178H117V177H119ZM49 176H50V179H47V178H49ZM99 176L100 177L102 176V177L100 178ZM105 177H106L107 180L105 179ZM40 178L42 179V182H41ZM102 178L105 179L106 181L105 180L104 181L101 180ZM115 178H117V179H115ZM39 179H40V181H39ZM87 179H88V181H87ZM153 179L155 181H153ZM169 179H171V180H169ZM86 181H87V183H85ZM91 181H92V184L90 183ZM108 181H111V182H108ZM32 182H34V183L32 184ZM68 182H69V184H68ZM96 182H98V183L104 182L103 186H106V188L102 187V184L98 185V183H96ZM105 182H106V184H105ZM47 183H48V185L50 187L46 186ZM89 183H90L91 186H94V184L98 185V186L95 185V187H93V188H96V191L91 189L92 187L89 186ZM113 183H119V184L114 186ZM151 183H153V184H151ZM29 184H28V186H29ZM51 185H53V186H51ZM108 185L109 186H113L114 188L111 187L110 188L111 191H110L108 189V187H107ZM34 186H33V188L36 189V187H34ZM70 186H71V188H70ZM84 186H85V190L82 189V188H84ZM221 186H223V185L221 184ZM24 187L25 186H23V190H24ZM78 187H80V188H78ZM120 187H122V188H120ZM25 188L27 189V185H26ZM21 189L18 188L19 191ZM29 189L32 190V187H30ZM37 189H38V187H37ZM80 189H82V190H80ZM97 189H98V193H97ZM100 189H103V190H100ZM104 189H106L108 191H106ZM13 190L15 191V189H13ZM31 190H29V191L31 193H33L32 192L33 190L32 191ZM99 190H100V192H99ZM9 191H11V190H9ZM19 191H17V192H19ZM22 191H21V193H22ZM163 191H164V193H163ZM25 192H27V191H25ZM57 192H59L58 196L56 194ZM110 192H111V194H109ZM15 194H16V192H15ZM98 194H100V195H98ZM14 195L12 197H10V198H13ZM111 195L113 196V198H112ZM24 196H25V193H24ZM26 196H28V195L26 194ZM54 196H55V200L53 199ZM93 196H94V198H93ZM39 197H40V194H39ZM51 197H52L53 201H52ZM98 197H100V199ZM56 198L59 199V201H56ZM95 198H96V201L94 200ZM16 199H18V197ZM113 199H114V201H113ZM23 200L20 199V202L23 201ZM26 200H29V202H27ZM38 200L46 202V203H43V204L41 202V204L43 205V206L41 205L42 209H41V206L37 205L38 204ZM50 200H51V202L53 204H57V205L51 204V202H49ZM137 200H139V201H137ZM115 201H116V203H114ZM55 202H58V203H55ZM35 203H37L36 204L37 206L35 205L36 207L34 206ZM44 204H45V206H44ZM77 204H79V205L77 206ZM147 204H148V206H147ZM15 205H16V203H15ZM19 205H21V204L19 203ZM19 207H22V206H19ZM17 208H18V206H17ZM32 208L33 209L35 208L36 210L35 209L33 210ZM133 209H135V212H134ZM90 210H91V212H90ZM50 211H51V213H50ZM47 212H48V214H46ZM91 216L93 218H91ZM7 217H9V218H7ZM10 217H11V219H10ZM28 218H29V220H28ZM4 220H6V222ZM14 220H16V221H14ZM136 220H138V221H136ZM1 221H0V224H1ZM7 221H9V223ZM11 222H13V223H11ZM24 222H26V224H24ZM259 222H261V221H259ZM42 223H44V224H42ZM157 223H159V224H157ZM27 224H29V225H27ZM8 225L12 226V227H9ZM14 225L18 229H16L14 227ZM30 225H31V227H30ZM24 226H26V227H24ZM262 226H264V225L262 224ZM262 226L259 228V231H260V232L258 231L259 234L257 233L258 234L257 246L256 245L255 246L251 245V247H249V246H247L248 245L247 244L246 246L250 248V249L246 248L247 250L255 251V249H256V250H259V253H261L260 251L263 250L262 253H261V254H263V252H264V238L262 240V237H263L264 234L262 235V232H264V228ZM4 227H6V228H4ZM149 227H150V229H149ZM20 228H21V230H19ZM141 228H143V229H141ZM4 229H7V231L6 230L4 231ZM5 232H6V234H5ZM15 232H17V233H15ZM260 233H261V235H260ZM21 235L24 236L23 237V240H24L23 242H22V238H20ZM10 236H11V238H10ZM5 237L10 238L7 241H9V240H11V241L7 242L5 240ZM16 238H19L21 240L16 239ZM143 238L145 240H142ZM151 238H149V239H151ZM26 239H28V240H26ZM13 241H15V242L19 241L18 243H21L22 246H23V249L25 248V250H23L22 248H19V247H22V246H21V244H19L20 245L19 246L17 242H16L17 248H18V249H16L17 251L15 250V248L14 249L12 248L13 246L12 247H10V246L8 247V243L10 245L11 242L14 243V245H16L15 242H13ZM24 242H25V245H24ZM26 242H27V244H26ZM37 245H38L39 248L37 247ZM14 247H16V246H14ZM3 248H5V249H3ZM20 251H21V253H20ZM30 251H31V253H30ZM114 253H116V254H114ZM136 253L138 254L137 256H136ZM259 253H257V254H259ZM24 256H25V259H23ZM108 256L111 257V259H109ZM118 256H116V257H118ZM259 256H261V255L259 254ZM262 256H264V254ZM4 257H5V259H4ZM26 257H29V258L27 259ZM135 257H136V259H134ZM12 258H14V259H12ZM257 258H259V257L257 256ZM262 258H260L261 259L260 263H259V261H257L259 264H262V261L264 263V258L263 259ZM99 259H100V261H99ZM112 260L115 261V262H112ZM128 262L129 263H127V264H132L131 263L132 260L129 259Z\"/></svg>",
	"mask_w": 264,
	"mask_h": 264
}]
</instances>
